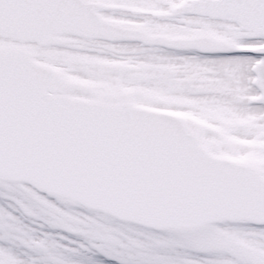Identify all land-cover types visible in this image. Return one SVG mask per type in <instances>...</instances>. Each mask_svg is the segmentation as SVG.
Here are the masks:
<instances>
[{
  "label": "snow or ice",
  "instance_id": "1",
  "mask_svg": "<svg viewBox=\"0 0 264 264\" xmlns=\"http://www.w3.org/2000/svg\"><path fill=\"white\" fill-rule=\"evenodd\" d=\"M0 264H264V0H0Z\"/></svg>",
  "mask_w": 264,
  "mask_h": 264
},
{
  "label": "rangeland",
  "instance_id": "2",
  "mask_svg": "<svg viewBox=\"0 0 264 264\" xmlns=\"http://www.w3.org/2000/svg\"><path fill=\"white\" fill-rule=\"evenodd\" d=\"M41 55H44L46 58L51 59L52 58V54L47 52L46 50H43L41 53Z\"/></svg>",
  "mask_w": 264,
  "mask_h": 264
},
{
  "label": "water",
  "instance_id": "3",
  "mask_svg": "<svg viewBox=\"0 0 264 264\" xmlns=\"http://www.w3.org/2000/svg\"><path fill=\"white\" fill-rule=\"evenodd\" d=\"M33 62V61H32ZM34 63V62H33ZM37 64V63H36ZM40 67H43V68H45V69H47L46 67H44V66H42V65H39ZM48 70V69H47Z\"/></svg>",
  "mask_w": 264,
  "mask_h": 264
}]
</instances>
